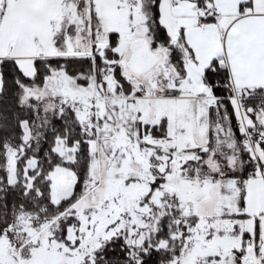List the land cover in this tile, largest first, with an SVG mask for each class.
<instances>
[{
  "label": "snow or ice",
  "instance_id": "snow-or-ice-1",
  "mask_svg": "<svg viewBox=\"0 0 264 264\" xmlns=\"http://www.w3.org/2000/svg\"><path fill=\"white\" fill-rule=\"evenodd\" d=\"M0 264H264V0H0Z\"/></svg>",
  "mask_w": 264,
  "mask_h": 264
}]
</instances>
